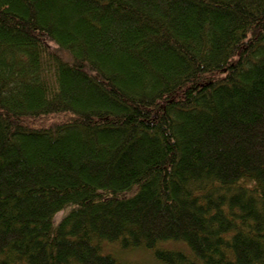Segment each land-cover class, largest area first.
<instances>
[{"label": "trees", "instance_id": "obj_1", "mask_svg": "<svg viewBox=\"0 0 264 264\" xmlns=\"http://www.w3.org/2000/svg\"><path fill=\"white\" fill-rule=\"evenodd\" d=\"M139 251L264 264V0H0V264Z\"/></svg>", "mask_w": 264, "mask_h": 264}, {"label": "rangeland", "instance_id": "obj_2", "mask_svg": "<svg viewBox=\"0 0 264 264\" xmlns=\"http://www.w3.org/2000/svg\"><path fill=\"white\" fill-rule=\"evenodd\" d=\"M42 121H43V122H51L52 120L44 119V120H42ZM143 253H144V252L139 251L138 253L133 254L132 257H131V256H130V257L128 256V259L131 260L133 263H138V264L140 263L139 261H145V260H146L145 263H147V264H149V263H151V262L154 264V262H155V260H153L154 258H153L152 260H151V259H148V260H149V261H148V260H147V254H148V253H147V254H146V253L143 254ZM145 256H146V257H145ZM142 257H145V259H142Z\"/></svg>", "mask_w": 264, "mask_h": 264}]
</instances>
